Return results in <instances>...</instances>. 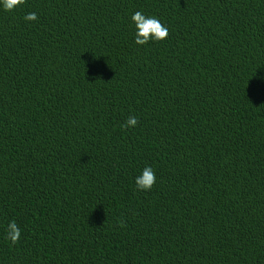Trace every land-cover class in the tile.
I'll return each mask as SVG.
<instances>
[{
  "label": "trees",
  "instance_id": "trees-1",
  "mask_svg": "<svg viewBox=\"0 0 264 264\" xmlns=\"http://www.w3.org/2000/svg\"><path fill=\"white\" fill-rule=\"evenodd\" d=\"M0 264H264V0L0 3Z\"/></svg>",
  "mask_w": 264,
  "mask_h": 264
},
{
  "label": "clouds",
  "instance_id": "clouds-1",
  "mask_svg": "<svg viewBox=\"0 0 264 264\" xmlns=\"http://www.w3.org/2000/svg\"><path fill=\"white\" fill-rule=\"evenodd\" d=\"M5 11L13 12L17 8L23 6L26 0H0ZM25 21L32 22L38 19L35 13H28L24 17ZM133 23L136 26L135 43L143 46L152 42H160L167 39L169 32L158 18L146 17L142 12L137 11L131 17ZM138 124V119L134 116L127 118L125 123L121 126L123 129L134 128ZM156 183V176L153 169L148 166L142 171V174L135 179L137 190L139 191H151ZM20 229L15 221L10 222L8 225L7 239L12 244H16L20 240Z\"/></svg>",
  "mask_w": 264,
  "mask_h": 264
}]
</instances>
